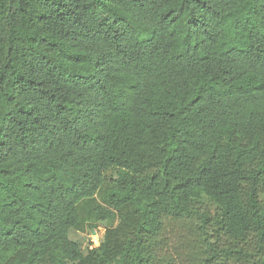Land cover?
Wrapping results in <instances>:
<instances>
[{"label":"trees","instance_id":"16d2710c","mask_svg":"<svg viewBox=\"0 0 264 264\" xmlns=\"http://www.w3.org/2000/svg\"><path fill=\"white\" fill-rule=\"evenodd\" d=\"M0 264H264V0H0Z\"/></svg>","mask_w":264,"mask_h":264},{"label":"rangeland","instance_id":"374dc122","mask_svg":"<svg viewBox=\"0 0 264 264\" xmlns=\"http://www.w3.org/2000/svg\"><path fill=\"white\" fill-rule=\"evenodd\" d=\"M108 226L107 222H99L96 227L87 225L84 230L72 229L70 235L86 251L88 248H94L100 245Z\"/></svg>","mask_w":264,"mask_h":264}]
</instances>
